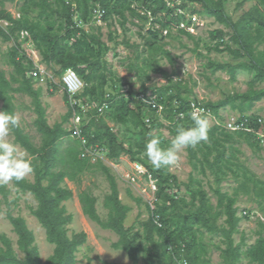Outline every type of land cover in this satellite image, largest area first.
<instances>
[{"label":"trees","instance_id":"obj_1","mask_svg":"<svg viewBox=\"0 0 264 264\" xmlns=\"http://www.w3.org/2000/svg\"><path fill=\"white\" fill-rule=\"evenodd\" d=\"M133 0H25L24 8L20 18L14 19L10 13L0 8V20L8 23L3 28L0 25V38L2 42H10L14 44L10 52L7 54L8 63L12 66L13 71L9 78L6 77L4 71L0 69V101L2 102V111L14 114L15 107L13 105L14 94L27 95L32 99L34 113L36 119L34 127L40 135V144H34L32 138L25 134L19 127L12 129L11 133L14 142L22 149H26L33 157V181L26 179L21 182H13L22 193L30 194L37 205L31 210L32 216L37 220L45 231L46 242L53 246L52 254L43 262L40 259L39 251L35 245V238L31 230H29L21 217H14L10 213L6 214L7 220L12 226L13 232L17 237V249L23 254L22 258L12 249L10 241L2 236L0 247V264H76V253L78 249L87 241V235L84 232H76L68 234L67 226L72 221V215L67 213L64 202L72 197L71 190L61 186L64 180L74 181L81 173L90 171L94 167H98L106 176L110 194L105 198L104 207L108 209V217L102 220L95 211V199L88 193L82 192L79 195V202L82 207L83 214L87 218L97 224L102 230L113 232L118 237L114 249L125 252L132 264H140L138 255H142L143 264H173V255L167 250L169 246L173 250L179 245L185 243L186 258L189 264H205L202 259L201 248L196 244L197 232L205 230L206 233L213 236H219L220 242L224 245L220 249L223 264H238L241 257V241L235 244L233 235L237 232L238 223L241 217L237 216V208L234 207L236 198L228 196L221 192L219 187L223 176L226 175L225 168L229 170L233 176H244L247 182L252 183V187L256 188L259 181L251 178L245 171L242 174L228 167L229 159H225V149L223 141H231L236 135L243 138L249 147H253L250 141L251 134L244 130H238L229 133L224 130L221 125H216L209 130V139L206 143H201L196 148H200L202 159L197 158L195 148H188L187 154L190 167L193 171L197 169L202 173L205 167L211 171L214 176V194L217 198L216 205L213 207L204 191L201 189H193L191 181L184 185L186 192L190 196V205L193 209H186L183 198H177L171 195V192L179 187L177 178L167 169L152 171L149 166L139 157L143 152L146 140L151 135V131L157 126H163L157 122L155 118H150L149 124L144 122L145 104L139 99L135 101L125 98L114 100V97H106L102 91V86L107 82L108 73L106 66L101 67L99 57L101 51H108L105 43L100 39V28L96 27L97 33H87L81 26L88 25L94 17L91 4L96 3L101 10V20L108 22L112 17L117 16L123 31L127 19L125 12H131L135 15L130 7ZM144 1L152 6L151 15L154 17L160 14L159 19H155L161 26L162 30L169 25L170 17H163L162 13H175V9L167 6L169 0H136ZM181 3L198 4L203 8V13L215 23L223 26L224 29H231L227 32L224 29H215L210 31L209 41L214 43L210 50L216 53L227 52L234 60L245 61L240 64V69L247 71L252 75L251 86H256L264 82V0H254L256 4L245 13L239 21L233 23L224 9L225 0H175ZM37 11L40 21H33L27 17L28 11ZM76 14V17H75ZM176 14V13H175ZM179 16V15H178ZM172 18L170 21H173ZM180 19H178L177 24ZM69 26V27H68ZM93 29V28H91ZM20 31H27L30 42L41 57L42 63L51 68H55L56 73H63L66 70H73L85 83L82 96L87 95L101 103L108 105L110 116L114 123L121 126L131 125L135 134L140 137L138 142L131 143L128 148L124 147L114 131L95 116L90 119L87 127L81 129V137L85 140V145L80 148L74 141L62 151L60 144L63 139L68 138L73 132H66L61 124L50 127L46 122L45 110L40 101L41 89L34 88V78L30 73L34 70L33 62L21 51L18 38ZM158 30H151L147 36H141L144 41V47L149 52L162 51L161 45L157 41ZM168 32V30H167ZM178 32L185 34L188 38L194 39L190 33L183 29ZM116 31L109 32L107 39L110 42L117 38ZM231 45L225 42V38ZM127 45V42H124ZM118 43L114 42V47ZM198 44H196L197 46ZM234 46L235 48H233ZM104 47V49H103ZM140 74L141 90L139 94L144 95L148 88L145 84L149 81V76L136 66L130 67ZM218 70H226L228 66L216 65ZM158 69L154 70L157 71ZM98 79L99 85H91L92 79ZM36 80V79H35ZM170 92V94H169ZM159 104L163 103L166 107V121L173 124L169 127L172 137L175 135L177 127H190L192 121L190 119V103L181 96V89L178 85H171L163 89L154 91ZM264 99V89L251 88L248 92L229 97L217 103L208 102L203 107L205 112L217 116L219 110L230 106L238 109L243 114L248 111L255 102ZM239 100V105L234 102ZM64 101L69 103L67 94L64 95ZM174 101L177 107L172 108ZM77 107H69L67 117H71L77 110ZM97 113V111H96ZM153 113L149 110L147 114ZM206 115V113H205ZM177 121L173 123L174 119ZM243 119H241L242 121ZM248 122V120H247ZM248 125V123H247ZM246 125V126H247ZM249 127L259 130L261 124L256 120H251ZM161 139V138H160ZM172 139V138H171ZM238 140H236L237 142ZM170 141H168L169 144ZM79 144V143H78ZM97 146L101 151L106 150L109 160H117L120 157L127 156L131 163L141 164L147 168L146 179L150 176L155 180V201L154 207L151 209V217L141 222L140 231L132 233L133 229H127L124 226V220L129 208L122 205L118 198L117 186L114 177L109 169L100 162L90 164L89 159L84 155L87 147ZM164 147V143L161 142ZM214 152V156H210ZM195 182V181H194ZM240 188L248 192L249 187L242 183ZM0 192L3 198H7V192L4 187L0 186ZM264 190L259 188L257 196L264 195ZM214 208L218 211H214ZM224 216L221 224L216 221L219 217ZM176 227L174 231H168L167 226L174 223ZM157 222L158 224H155ZM264 231V223H260ZM258 231L254 244L249 246L245 251V255L252 264H264V232ZM157 235L159 242L155 241L154 236ZM184 236H189L190 241L187 242ZM184 242V243H183ZM102 264H115L102 262Z\"/></svg>","mask_w":264,"mask_h":264},{"label":"rangeland","instance_id":"obj_2","mask_svg":"<svg viewBox=\"0 0 264 264\" xmlns=\"http://www.w3.org/2000/svg\"><path fill=\"white\" fill-rule=\"evenodd\" d=\"M49 3L52 4L53 0H49ZM255 4L254 0H225L224 9L232 22L236 23ZM24 5L25 0H0V8L10 13L12 17H17L18 14L21 15ZM130 7L138 17L132 16L129 11L125 12L124 15L127 19L124 26L127 29L125 32L120 26L117 16L112 17L108 22L102 21L98 14V4L96 3L91 4V9H93L94 13L92 22L81 27L87 33L94 34L97 33L96 27H99L100 39L105 43V47L109 48L106 52L101 51L99 57L100 66H106L108 71L106 74L107 82L102 86L104 95L106 97L112 96L114 100L125 98L126 100L135 101V99L137 100L141 97L156 103L158 105L156 109L145 104L144 120L146 122V119L155 118L158 123L163 125L154 128L151 131V135L161 138L164 147L168 146V141L172 138L169 127H172L173 124H169L166 121V109L168 107L163 103L159 104L157 102L158 94L155 95L154 91L171 85H178L182 92L181 96L190 103L192 113L193 106L203 109L208 102L217 103L229 97L246 93L251 88L264 89V82L251 86L252 75L240 69V64L245 61L244 59L234 60L227 52L216 53L210 50L214 43L209 41L208 33L215 29H224V27L215 23L213 19L208 18L203 13L201 5L184 4L180 1L169 0V7L175 9V13L177 10H181L183 15L177 16L175 13L162 14L163 17H170L168 19L169 25L167 24L165 30H162L161 26L155 21L161 15L158 13L153 17L151 15L153 7L149 6L147 2L133 0L130 3ZM26 14L30 20L42 23V18L39 17L36 10L28 11ZM192 16H195L200 24L192 29L190 35L194 39L179 33L177 27L178 19L186 23L189 17ZM172 18L174 20L170 21ZM0 25L5 28L3 22H0ZM151 30L159 31V33L157 32V41L161 45L162 51L160 52H149L144 47V39L141 36H147V33ZM166 30H168L167 33ZM224 30L227 32L232 31L231 29ZM113 31H116L118 36L115 41L110 42L107 36L109 32ZM228 38V36L225 38V42L231 45ZM114 42L118 43L116 47H114ZM124 42H127V45ZM17 43L20 44L19 47L26 56L29 55L39 67L50 75L49 79H44L43 81L35 80V78L33 80L35 82L34 88L41 89L40 101L45 110L46 122L50 127L61 124L66 132L81 131V129L88 126L90 119L95 116L97 119H102L114 131L124 147L128 148L131 143L140 140L131 125L121 126L112 121L108 105L101 103L97 98L93 100L87 95L82 96L84 89L76 98L80 105L77 104V110L68 118V109L72 106L64 101L66 92L59 83L61 73H56L55 68L53 69L42 63L39 53L33 46L30 47L28 42L19 41L18 38ZM13 44V40L4 43L0 38V69L4 71L7 78L13 71L7 57ZM196 44L198 45L196 46ZM232 47L235 48L234 46ZM263 47L264 45L262 44L259 49ZM216 65H224L228 66V68L226 70H218L215 68ZM132 66L140 68L149 76V81L145 84L148 91L144 95L139 94L141 90L140 74L136 70H132L130 68ZM156 69L158 70L154 71ZM92 84L99 85L98 79H92L87 87H91ZM13 97L14 115L19 117L20 128L32 138L34 144L39 145L40 135L34 127L36 114L34 113L32 99L23 94H14ZM239 102V100H236L234 105H239ZM177 106L174 101L172 108L176 109ZM1 107L2 102L0 101V111H2ZM149 110H153V113L147 114ZM207 117L210 128L221 125L229 133H234V131L227 124L238 122L242 118L248 120V125L251 124V120H256L259 125L261 124L260 129L258 131L254 130L255 132L251 134L250 141L253 143V147H249L243 141V138H238L236 135L231 141L227 140L224 142L222 140L223 145L226 147L224 157L230 161L228 167L234 171H239L241 174L245 171L249 177L259 181V185L256 188L254 185L252 187V183L247 182L243 175L235 177L227 168L224 169L226 175L223 176L219 185L221 192L236 198L234 207L237 208V216L241 217L237 232L233 235L235 244L241 241L240 251L242 254L238 264H252L246 257L245 251L254 244L258 236L257 232L263 231L260 223H264V195L257 196L255 194L259 192L261 187L264 190V99L255 102L243 114L238 109L227 106L220 109L217 116L207 114ZM176 121L177 118L174 119L173 123ZM7 139L10 142H14L12 133ZM236 140L238 141L236 142ZM74 141H78L79 144L77 143V145L83 148L82 139L72 134L62 140L60 150L62 151ZM194 148L197 151V158L201 160L202 152L200 148ZM84 154H87L90 164L100 162L109 169L114 177L121 204L129 208L124 220V226L127 229H133L132 233L140 231L141 227L139 224L152 216L150 211L154 207L155 201V188H153L155 180L152 179L151 182L149 177L146 179L147 168L143 165L145 171H140L137 165L141 164L131 163L127 156L120 157L117 160H109L106 150L103 149L101 151L97 146H94L93 149L92 147H87L84 150ZM214 154L212 152L210 159ZM139 157L145 162V165L155 171L145 161L142 152ZM167 170L175 175L179 183V187L171 192V195L183 198L186 203V206L182 205L184 208L193 209L190 205L191 198L184 187L185 184L191 181V177L195 181L192 183V188L204 191L210 204L215 207L217 198L214 194V176L206 167L204 173L198 169L193 171L189 164L187 151L181 154L177 166ZM26 180L32 182L33 174L27 177ZM242 183H245V186L251 190L246 192L240 188ZM61 186L72 192L71 199L63 203L67 213L72 215V221L67 226L68 234L84 232L87 235L86 243L76 253V264H102V262L132 264L125 252L114 249V244L118 241L117 235L111 231L102 230L97 224L90 221L83 214L79 202V195L82 192H88L95 199L97 215L102 220L107 219L108 209L104 207V204L105 198L110 194V186L102 171L98 167H94L90 171L81 173L74 181L64 180ZM2 187L7 192V198L4 199L0 192V237H6L10 241L14 252L19 258H22L23 254L17 249V237L7 220L6 214L10 213L14 217H21L27 228L34 235L35 245L43 262L52 254L53 246L46 242L44 229L31 214V210L36 208V201L30 194L20 192L14 187L13 183ZM214 211H218V209L214 208ZM223 220L224 216H221L216 223L219 225ZM175 224L176 220L167 226V230L170 232L174 231ZM184 237L187 242L190 241L189 236ZM154 239L159 242L157 235L154 236ZM220 239L219 236L209 235L205 230L197 232L196 244L199 249L201 248V252L205 253L202 254V259L206 261L205 264H223L220 249L224 245L220 242ZM1 245L0 240V247ZM138 257L140 264H143L142 255L139 254Z\"/></svg>","mask_w":264,"mask_h":264},{"label":"clouds","instance_id":"obj_3","mask_svg":"<svg viewBox=\"0 0 264 264\" xmlns=\"http://www.w3.org/2000/svg\"><path fill=\"white\" fill-rule=\"evenodd\" d=\"M190 127H177L175 135L167 147L161 146V139L150 135L144 145L142 156L154 169H171L178 165L181 154L188 148H194L209 139V120L203 109L193 106L190 114ZM17 115L0 111V186L21 182L34 173V157L7 137L12 129L19 127ZM145 171L143 165H137Z\"/></svg>","mask_w":264,"mask_h":264},{"label":"built area","instance_id":"obj_4","mask_svg":"<svg viewBox=\"0 0 264 264\" xmlns=\"http://www.w3.org/2000/svg\"><path fill=\"white\" fill-rule=\"evenodd\" d=\"M167 6L169 7V1H167ZM170 8V7H169ZM98 14L101 18V10L99 9L98 6ZM164 14V13H162ZM176 15L181 16L183 15V12L181 10H177L176 11ZM14 19H18L20 18V15L18 14L17 17H13ZM3 22V24L5 25V27L8 26V23L5 21H0ZM199 21L195 16L189 17L188 21L186 23L179 21L177 24L178 29H183L185 31H187L188 33H192V29L194 26H199ZM2 27H4L3 25H1ZM165 32V31H164ZM167 33V30H166ZM19 41H23V42H28L30 45V47L32 46L31 42H30V38H29V34L27 31H20L19 33ZM33 53V52H32ZM27 57L33 62L34 64V70L30 73V75L35 78V79H39L41 81H43L44 79H49L50 75L48 73L45 72V70L41 67H39L36 62L29 56L27 55ZM59 83L60 85L63 87L64 91L67 94L68 100L70 101V105L72 107L78 106L77 104L80 105V103H78L76 101L77 96L83 91V88L85 86L84 81L73 71V70H66L64 71L59 79ZM143 104L148 105L149 107L156 109L157 108V104L156 103H152L151 101H148L146 99H143L140 97V99ZM191 107V106H190ZM204 110V108H203ZM193 111V108H192ZM205 112V110H204ZM190 113H191V109H190ZM206 115L209 114L208 112H205ZM243 120L238 121V122H232V123H228V127L230 129H232L234 132L238 131V130H244L247 131L248 133L252 134V132H255L253 128L251 127H247V120L242 118ZM145 122V120H144ZM145 124H149V119H146ZM258 131V130H256ZM73 135H76V137H78L79 139H82L84 145H85V140L83 137H81V131H75L73 132ZM99 151V150H98ZM87 156V154H84ZM150 181L152 182L151 177L149 176ZM153 188H155V186H153ZM156 224H158L157 222H155ZM168 251L171 253V255H173V264H189L188 260L186 258V247L185 244H180L179 247L175 250H173L172 246L168 247Z\"/></svg>","mask_w":264,"mask_h":264}]
</instances>
